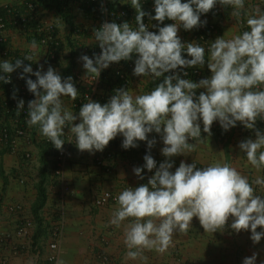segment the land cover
I'll list each match as a JSON object with an SVG mask.
<instances>
[{
    "label": "clouds",
    "instance_id": "9594fccd",
    "mask_svg": "<svg viewBox=\"0 0 264 264\" xmlns=\"http://www.w3.org/2000/svg\"><path fill=\"white\" fill-rule=\"evenodd\" d=\"M217 4L230 7L231 17L239 18L246 0H153L150 20L158 25L166 20L173 23L151 32L143 23L147 14L141 10V0H131L135 27L127 22H105L95 30L93 37L100 53L79 58L85 70L82 79L92 84L111 64L128 61L134 54L133 76L147 78L146 83L163 76V81L144 94L116 89L103 105L87 96L78 116L63 99L75 101L79 96L72 77L62 80L50 66L46 71L42 66L33 71L31 63L22 66V61L33 60L32 55L14 62L0 60L2 83H10V74L22 67L18 78L25 80L27 91L34 97L27 104L26 124L37 127L55 149L61 150L65 144V127L69 129L68 142L89 154L102 152L117 135L122 137L123 150L147 142L144 164L133 168V174L143 179L144 170L155 171L146 184L128 186L118 194L109 220L117 228L127 221L123 233L126 258L139 264H148L145 252L165 253L177 233L189 231L194 217L204 233L223 232L231 217L228 227L232 232H250L253 244L264 238V199L254 187L264 190V177L257 176L250 183L236 167L220 161L197 167L194 162L181 160L171 171V158L191 153L195 144L188 141L202 139L201 132L208 139L214 122L227 132L237 123L254 130L258 118L264 121V11L257 7L248 14L247 30L229 38L224 33L208 43L207 59L205 47L182 43L177 35L180 28L189 31L203 26L206 21L201 16ZM28 48L37 51V42L33 40ZM205 63L210 76L198 82L176 73L177 69L201 68ZM169 72L172 75H164ZM198 89L204 91L197 95ZM23 110L21 99L16 112ZM77 119L79 123L73 124ZM151 133L157 134L163 145L160 154L165 159L158 167L150 154L156 143L148 139ZM237 147L246 160L245 167L264 171V132L256 130L255 139H245ZM256 259L253 253L242 264H255Z\"/></svg>",
    "mask_w": 264,
    "mask_h": 264
},
{
    "label": "crops",
    "instance_id": "0c3cea01",
    "mask_svg": "<svg viewBox=\"0 0 264 264\" xmlns=\"http://www.w3.org/2000/svg\"><path fill=\"white\" fill-rule=\"evenodd\" d=\"M0 5L9 6L8 8L12 11L16 10L18 16L25 10L22 4L12 0H0ZM215 7L222 9V15L202 17L201 20L206 23L192 30L194 34L205 36L207 48L208 43L224 33L225 38H229L232 34L247 30L248 14L257 7L264 11V0H248L239 18L231 17L230 7L220 4ZM71 14L72 27L67 25L59 15L42 8H38L35 13L37 26L40 24L42 29L48 26L54 27V43H48L46 46L56 52L59 50L55 62L46 63L43 57L44 48L38 45V42V50L30 51L28 45L31 42L28 39H34L29 34H24V31L26 28L30 30L31 27L19 25L8 27L4 32L5 43L0 45V54L5 55L0 60L11 61L18 53L32 55L33 71L41 66L42 71H46L50 66L61 76L62 80L69 76L72 77V82L79 91L81 87L76 81V76L84 75L85 72L79 58L82 55H88L91 58L93 54H99L100 48L93 37L96 21L77 8L73 9ZM184 41L185 43H197L189 37ZM207 55L206 50V59ZM133 58L136 59L134 54ZM70 66L68 75H64L63 73L68 71ZM113 67L114 63L100 74L104 91L102 95L106 93L108 97H111L119 86L112 75ZM187 69L190 73L194 70L198 71L201 77L184 76L183 79L198 82L210 76L206 63L201 68ZM164 75L168 76V73ZM128 77L130 82L127 89L136 94L150 92L164 78L162 76L154 82L146 83L147 78L133 76L132 71H129ZM201 91L204 89H198L197 93ZM15 99L16 96L12 97L9 92L0 88L1 104L11 105ZM32 99H34L33 96L24 100L26 109L28 102ZM63 99L73 114L78 116L79 107L73 105L74 101H70L67 97ZM5 109L9 108L0 107V125L9 129L12 138L10 145L0 139V264H58L61 261L62 264H102L99 259L101 255L107 256L110 264H139V261L126 258L127 249L123 242V233L127 221L119 228L109 224L112 212L117 205L100 208L95 206L94 200L101 191H110L118 195L128 186L135 188L147 183L155 169L153 172L144 170L141 173L143 179L133 174V168L142 167L144 164L142 147L147 142H137V147L125 150L121 156L109 159L103 164H97L96 157L99 152L89 154L78 151L74 143L68 142L69 129L65 127L63 139L67 143V152L61 168V176L57 177L54 175L55 166L48 155V150L45 151L43 157L44 164H41V149L46 146L42 142L38 128L28 127L26 124L28 118L23 119L22 122L17 119L14 121L12 115L4 114ZM20 123L23 124L21 127L24 128V135L13 136L12 129L21 125ZM76 123H79V119L73 121V124ZM256 130L264 132V126L258 125L254 130H247L237 123L236 127L223 132L219 124L214 122L211 126V136L208 139L204 138L205 134L201 132L202 139L188 141L195 144L191 153L171 158L174 161L171 171L179 166L181 160L186 164L194 162L197 167L208 166L220 161L236 167L250 183L257 176L264 177V171L257 172L251 166H244L246 160L241 158L243 153L237 147L239 142L245 139H255ZM148 139L156 140L151 149V155L158 167L165 159L160 154L163 145L160 137L155 133L149 134ZM41 168L44 169L47 178L46 201L39 212L43 229L40 236L37 235L34 239L37 223L32 215V207L37 199L36 185L40 179ZM62 185L69 187V193L61 194L60 186ZM254 187L261 193L256 194L264 199V190L259 186ZM25 223H31V225L27 228L26 235H19L17 230ZM230 223L231 217L228 221V224ZM228 224L223 232H216L212 235L204 233L199 221L194 217L189 231L177 233L173 238V244L165 253L145 252L148 264H242L243 259L252 256L253 253L257 255L255 264H264V238L259 243L253 244L250 235H244L248 231L234 233ZM260 230L258 227L257 231ZM57 231H59L58 234ZM3 238L6 239L2 241ZM54 242L58 246L56 261L49 263L47 261L51 254L49 245Z\"/></svg>",
    "mask_w": 264,
    "mask_h": 264
},
{
    "label": "built area",
    "instance_id": "2783aa9c",
    "mask_svg": "<svg viewBox=\"0 0 264 264\" xmlns=\"http://www.w3.org/2000/svg\"><path fill=\"white\" fill-rule=\"evenodd\" d=\"M15 3H20L24 7L25 10H23L22 14L17 15L15 11H12L9 6L2 7L0 5V45L5 43V37L4 32L7 30L8 27H17L18 25L21 27L26 26V21H36L35 17V10L36 6L34 7L32 3L29 2V0H12ZM63 1V0H61ZM248 0H246L247 3ZM70 10L77 8L82 13L85 14V10H90V16L94 21H96L95 30H98L101 25L105 22L112 23L115 22L117 25L122 24L124 22L129 23L132 27H135L134 21H135V9L131 6V0H122L120 2H116L114 0H69ZM3 8V9H2ZM13 8V6H12ZM15 9V8H13ZM38 10V8H37ZM141 10L145 12L147 15L143 18V23L146 25H149L148 31L156 32L157 31V22L154 20H150V16L154 15L153 12V0H141ZM222 15V9L220 7H214L212 10H210L208 13L201 16L202 17H208V16H221ZM173 23V21L171 22ZM36 26L34 29L31 28L30 30L28 28L25 29L24 34L28 35L31 38L37 37L39 38L38 45L44 48L43 57L46 63L51 64L55 62L56 55L55 50L50 49L48 46H46L48 43H54V37L51 35V32L53 31L54 27L48 26L42 29V27ZM94 30V31H95ZM193 30V29H192ZM192 30L185 31L183 28H180L177 32V35L181 39L182 43H185V38H191L193 41L197 42L198 44H201V46L207 48L205 45V36L201 34H194ZM207 50V49H206ZM100 53V52H99ZM5 54H0V58L3 57ZM99 55V54H97ZM182 55H185L182 53ZM25 54L18 53L11 61H15V59H23ZM31 62L29 61H22V66L27 65ZM134 67V58L132 55V58L128 61H120L118 63H114L113 67V77L117 80L119 83V86L117 89L124 88L127 89L129 86L130 78L128 77L129 71H133ZM187 72V77H195L199 78L201 77L200 73L198 71L194 70L192 73H190L189 69L183 68V69H177L176 73L180 75V78H184L183 73ZM22 73V67L20 69H17L13 73L10 74V83H2L0 82V88L5 89L7 92H9V95L12 97L16 96L15 101L8 105L1 104V106H6L9 109H5V115H12L13 120L16 119L20 122H22L23 119L28 118L27 116V109L24 106V110L21 111L19 114L16 112V105L19 100H26V98H32V94L27 91L25 80L19 79V75ZM172 75L171 72L168 73V76ZM84 75H78L76 76V81L78 85L81 87L79 89V96L77 100L74 101L73 105L75 107H81L82 104L86 103V97L88 96L89 99L93 101H97L100 104L106 103L110 97L107 96L106 93L102 95L103 91V81L99 77L98 80L93 82L92 84L88 83L87 81L83 80L82 77ZM27 78H31L35 80L34 76H26ZM10 106V107H9ZM11 116V117H12ZM21 124V123H20ZM23 124L18 125L12 129L13 136L21 137L24 135V128H22ZM264 126V121H261L259 118L256 121L255 126ZM42 137V136H41ZM12 136L10 135V131L6 126L0 125V139L3 142H6V144L11 143ZM42 142L47 147L48 155L50 159L53 161L55 169H54V175L57 177L61 176V168L63 165V162L66 158V152H67V143L65 141V144L62 146L61 150H57L53 147V145L44 137H42ZM121 142L122 137L117 135L113 140H111L108 145L104 148L102 152H99L96 160L97 164H103L105 161H109L112 158L119 157L125 150L121 148ZM145 143L142 147V152L145 155L149 150L147 149ZM150 154H152V150H150ZM61 194H67L69 193V187L66 185L60 186ZM117 194L110 192V191H101L97 194L94 200V204L97 207L100 208H108L109 206L116 205V198ZM31 225V223H25L21 227L18 228L17 232L19 235H26L27 228ZM57 234L59 231L56 232ZM57 236V235H55ZM6 239V238H5ZM4 238L2 241L5 240ZM49 249L51 251V254L48 256L47 261L49 263H54L56 261V255L58 252V246L57 244L51 243L49 245ZM102 264H110V261L107 256L101 255L99 257Z\"/></svg>",
    "mask_w": 264,
    "mask_h": 264
},
{
    "label": "trees",
    "instance_id": "16d2710c",
    "mask_svg": "<svg viewBox=\"0 0 264 264\" xmlns=\"http://www.w3.org/2000/svg\"><path fill=\"white\" fill-rule=\"evenodd\" d=\"M116 2H120L122 0H114ZM30 3L33 4V6H36V10L37 8H42L45 11L48 12H52L56 15H59L61 17V19L69 26L72 27L73 25V18H72V14H71V10H70V5H69V0H29ZM182 2H185V0H182ZM88 14H90V10L86 9L85 10V15L88 16ZM172 21H165L164 24H157V30L158 27H163L165 24H171ZM26 26H29L31 28H35L37 26L36 22L33 21H26ZM51 35L53 37H55V32L52 31ZM36 42L39 40V38L34 37L33 38ZM30 42H32V39H28ZM51 48V47H50ZM59 51V50H58ZM55 51V55H58L59 52ZM56 60V59H55ZM71 69V66L69 67V70L64 72V75H68L69 71ZM197 95H199L197 93ZM45 149V150H44ZM45 151L47 152V148H43L41 149L42 155L40 156V160H41V164H44L43 161V157L45 155ZM54 168V167H53ZM46 176H45V171L43 168H41L40 170V179L39 182L36 185V190H37V199L36 202L34 203L33 207H32V215L34 216V220L37 223L36 224V229H35V234H34V239L37 238V235L40 236L41 232H42V226H43V222L42 219L39 217V212L41 210V208L43 207V205L45 204L46 201V188H45V183H46Z\"/></svg>",
    "mask_w": 264,
    "mask_h": 264
},
{
    "label": "rangeland",
    "instance_id": "374dc122",
    "mask_svg": "<svg viewBox=\"0 0 264 264\" xmlns=\"http://www.w3.org/2000/svg\"><path fill=\"white\" fill-rule=\"evenodd\" d=\"M245 234L250 235V233H248V232H245L244 235H245ZM249 248H250V247H248V249H249ZM250 251H251V250H250ZM256 261H257V259H256Z\"/></svg>",
    "mask_w": 264,
    "mask_h": 264
}]
</instances>
